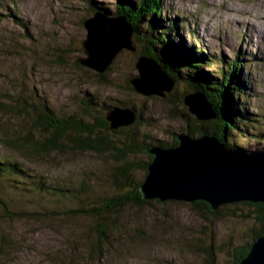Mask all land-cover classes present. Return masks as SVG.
I'll use <instances>...</instances> for the list:
<instances>
[{"label": "rangeland", "instance_id": "obj_1", "mask_svg": "<svg viewBox=\"0 0 264 264\" xmlns=\"http://www.w3.org/2000/svg\"><path fill=\"white\" fill-rule=\"evenodd\" d=\"M109 1L106 5L114 10L113 1ZM163 5L167 16L177 15L182 20L186 44L219 59L233 60L237 54L245 59L243 75H247L250 96L234 90L233 102L237 111L250 112L263 122L232 131L235 141H228L240 149L254 147V138L246 140L237 133H264V18L259 15L263 12L264 16V0H163ZM89 13L80 0H0V158L21 162L57 182L64 179L74 184L98 177L99 186L110 195L116 166L112 152L65 148L30 154L36 152L32 146L35 140L27 138L29 144L23 148L1 141L5 135L44 139L32 108L26 107L18 94L21 88V95L28 97L25 91L34 87L61 115L78 113L87 93L110 103H128L136 108L140 122L121 133L146 134L170 145L172 134L185 130V120L171 115L166 102L142 96L127 83L135 71L136 54L122 50L105 71L104 80L97 75L103 72L79 61L86 55L82 48L86 33L83 20L93 16ZM136 159L148 160L144 154ZM137 170L138 178L145 177L144 171ZM7 188L0 191V198L12 213L0 204V264H209L207 249L211 243L216 248L215 264H232V241L242 245L251 240L246 230L251 225L246 219L248 207L242 202L229 204L220 218L210 221L186 201L154 199L148 205H125L112 214L114 228L103 244L95 237L90 218L65 214L75 207L73 199L43 205L55 207V216L21 218V209L33 212L39 208L28 194ZM4 239L7 243L3 245Z\"/></svg>", "mask_w": 264, "mask_h": 264}, {"label": "trees", "instance_id": "obj_2", "mask_svg": "<svg viewBox=\"0 0 264 264\" xmlns=\"http://www.w3.org/2000/svg\"><path fill=\"white\" fill-rule=\"evenodd\" d=\"M80 1L84 9L91 12L89 14L94 15L97 11H102L110 15V12H113L106 5V0ZM109 2L114 3L113 9H117L120 15L125 16L133 26L138 54L154 57L170 75L180 82L185 81L187 90L203 91L217 111L220 119L218 124L216 121L211 120L195 126L189 119L187 121L189 133L219 135L225 143L236 147V144L228 141V139L235 141L232 131L240 132L243 130L242 126L251 125L252 122H263L258 121L263 118L257 120L255 117L253 118L250 112L243 114L242 111H237V104L233 102L234 90L250 96L245 83L248 81L247 75H243L246 61L238 56L239 54L235 56V59H229V62L224 56L220 59L215 56H208L204 53V50L186 44L187 41L183 37L185 29L182 26V20L177 15L167 16L165 14L163 0H110ZM16 23H20V20H16ZM25 34L27 35L25 37H29L27 33ZM218 64H224V66L219 67ZM206 66H208L207 69H205ZM212 66H216L214 70L213 68L210 69ZM219 70L221 71L218 72ZM97 75L102 80L107 79L106 72L97 73ZM20 92L21 88L18 93L19 99L23 100L26 107L32 108L37 124L40 126L39 131L44 139L39 141L36 136L23 137V135H20L22 138L14 139L5 135L1 141H5L15 148H23V144H29V139L35 140L32 146L36 152H30V154H38L40 151L52 149L63 150L65 148L112 152L116 159L115 174L111 175L110 181L112 183L110 184L111 190L113 189L114 192L108 195L106 193L107 189L104 186H99L98 177L95 174H91L93 178L96 177L95 179L87 178L74 184L64 179L57 182L50 177L40 175L41 172L37 173L21 162L1 158L0 191L7 190V187H9L28 194L27 198L34 201L33 205H36L35 207L39 209L33 211L34 213L21 209L20 214L21 218L25 216V218L34 220H44L40 217L41 214L57 215V209L54 210L55 207L51 209L50 207L45 208L43 205H50L51 203L54 205L57 200L66 203L65 200L73 199L72 204H76L75 207H70L68 214H65L72 217L83 215L90 218L92 224L94 223L95 237L103 241V244H107L111 237L109 231L114 228L112 226L113 222L110 221L113 213L129 204L141 206L153 203V199L143 198L140 186L145 177L138 178L136 171L139 169L147 174L148 164L153 158L148 153V149L155 145L163 147L168 145H164L162 141L154 136L140 135V133H121L128 127L110 128L109 122L102 114L116 108L130 107L131 105L127 106L128 103L126 102L110 103V101H103L97 95L87 93L88 95L81 100L82 107H79L78 113L69 115L66 112L61 115L57 113L45 95L39 93L36 87L28 92L25 91L28 97H23ZM1 105L0 107H2ZM131 108L134 107L131 106ZM134 109L136 110V108ZM237 113L240 116L233 118V115ZM8 131L5 133H8ZM237 134L244 135L246 140L249 138L255 139L254 147L248 146L242 148V151L264 150V133ZM140 154H144L148 160L142 162L136 159L134 161ZM95 187L97 188L96 191ZM26 202L27 205H32L28 201ZM242 203L248 207L246 219L251 222V225H248L246 230H249L251 240L242 245L238 241H232V264H239L250 252L253 242L264 234V202ZM0 204L5 208L4 211L12 213L4 199L0 198ZM228 205L225 204L216 210H212L211 206L205 201L199 200L191 203L192 208L201 212L209 221L220 218L222 209ZM24 207L27 206L24 205ZM5 242L4 239L1 244L4 245ZM97 249H99L98 246ZM215 254L216 248L211 243L207 249L209 264H215Z\"/></svg>", "mask_w": 264, "mask_h": 264}, {"label": "water", "instance_id": "obj_3", "mask_svg": "<svg viewBox=\"0 0 264 264\" xmlns=\"http://www.w3.org/2000/svg\"><path fill=\"white\" fill-rule=\"evenodd\" d=\"M83 26L86 55L79 59L83 65L105 72L122 50L131 51L136 61L129 86L142 96L163 100L171 115L185 120V130L173 133L170 145L148 149L153 158L140 186L144 199L202 200L212 210L225 204L264 202V150L242 151L219 135L189 133V119L195 126L211 120L218 123L217 111L203 91L187 90L154 57L138 54L134 28L117 9L110 15L97 11L83 20ZM105 117L111 129L140 122L137 110L131 107L108 111ZM239 264H264V234Z\"/></svg>", "mask_w": 264, "mask_h": 264}, {"label": "bare ground", "instance_id": "obj_4", "mask_svg": "<svg viewBox=\"0 0 264 264\" xmlns=\"http://www.w3.org/2000/svg\"><path fill=\"white\" fill-rule=\"evenodd\" d=\"M259 11H260V10H259ZM259 11H258V12H259ZM261 13H263V12H261ZM261 13H260L259 15H260L261 17H263V18H264V16H263ZM258 34H259V33H258ZM216 48H217V47H216Z\"/></svg>", "mask_w": 264, "mask_h": 264}]
</instances>
